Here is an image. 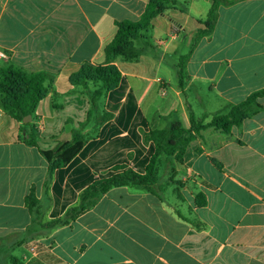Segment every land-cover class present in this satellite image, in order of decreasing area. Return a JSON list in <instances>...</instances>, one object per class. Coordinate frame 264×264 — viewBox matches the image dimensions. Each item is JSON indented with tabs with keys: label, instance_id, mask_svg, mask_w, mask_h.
Masks as SVG:
<instances>
[{
	"label": "crops",
	"instance_id": "crops-1",
	"mask_svg": "<svg viewBox=\"0 0 264 264\" xmlns=\"http://www.w3.org/2000/svg\"><path fill=\"white\" fill-rule=\"evenodd\" d=\"M172 1L152 21L139 59L116 61L119 85L99 104L112 119L87 127L94 137L55 171L48 201L40 151L70 141L91 109V90L69 78L83 63L104 65L116 23L138 21L148 0H0V69L54 78L27 124L2 108L0 94V264H264V98L231 133L201 131L174 165L179 185L166 186L163 199L113 188L74 222L41 226L63 218L114 167L145 174L155 145L144 135L152 129L173 122L189 129L190 110L209 123L264 89V0L221 5L212 33L194 49L214 0ZM31 136L37 147L27 144ZM32 190L42 202L36 223L25 203Z\"/></svg>",
	"mask_w": 264,
	"mask_h": 264
},
{
	"label": "trees",
	"instance_id": "trees-1",
	"mask_svg": "<svg viewBox=\"0 0 264 264\" xmlns=\"http://www.w3.org/2000/svg\"><path fill=\"white\" fill-rule=\"evenodd\" d=\"M239 0H214L207 19L201 24L205 27L199 30L195 37L193 49L199 41L212 33L217 22V12L221 5H232ZM172 0H148L144 13L138 21L117 22V32L114 39L105 47V64L94 66L83 63L70 78L71 86H80L91 90V109L85 122L80 124L79 129L73 132L72 139L68 142H60L53 151H40L48 162V173L44 184V197L50 198V186L56 170L68 165L81 151L84 145L94 137V134L86 133L85 130L91 123H96L97 129L105 122L112 119V115L99 111L101 100L111 91L116 89L121 79V73L115 65L119 58L124 60H138L146 50L147 35L152 26V21L165 13L167 5ZM141 42L142 47L136 45ZM189 56L180 60V71L178 74L179 86L184 88L183 65ZM54 78L46 72L30 73L14 65H8L0 69V94L1 106L13 119L24 123L27 116H34L39 103L47 97L52 90ZM49 83V86L46 84ZM264 98V89L253 93L248 99L233 106L227 114L213 116L209 123L198 121L190 110L189 129H185L178 122H173L166 130L152 129L144 135V142H152L155 145L145 174H139L125 166H116L112 169L113 174L101 180L95 181L81 194L78 203L71 207L66 215L58 220L41 224L45 229H54L59 226L68 225L91 210L111 189L130 186L141 191L152 193L163 199L162 193L166 186L179 185L175 180L176 163H183L184 155L189 144L200 134L201 131L215 128L224 134L231 133L235 127H240L243 122L255 115L261 109L258 100ZM27 144L37 147L34 138ZM162 156L165 161V172L168 180L163 181L164 176H159V168ZM26 206L33 218V223L39 221L42 215V202L35 191L26 197ZM197 204L204 206L206 200L203 194L197 195Z\"/></svg>",
	"mask_w": 264,
	"mask_h": 264
},
{
	"label": "rangeland",
	"instance_id": "rangeland-1",
	"mask_svg": "<svg viewBox=\"0 0 264 264\" xmlns=\"http://www.w3.org/2000/svg\"><path fill=\"white\" fill-rule=\"evenodd\" d=\"M165 161H164V157L162 156V159H161V164H160V168H159V176H164V180H168V175H167V172H165ZM171 186V185H170Z\"/></svg>",
	"mask_w": 264,
	"mask_h": 264
},
{
	"label": "water",
	"instance_id": "water-1",
	"mask_svg": "<svg viewBox=\"0 0 264 264\" xmlns=\"http://www.w3.org/2000/svg\"><path fill=\"white\" fill-rule=\"evenodd\" d=\"M31 120H32V117L31 116H27L25 119H24V123L25 124H27V123H29V122H31Z\"/></svg>",
	"mask_w": 264,
	"mask_h": 264
},
{
	"label": "built area",
	"instance_id": "built-area-1",
	"mask_svg": "<svg viewBox=\"0 0 264 264\" xmlns=\"http://www.w3.org/2000/svg\"><path fill=\"white\" fill-rule=\"evenodd\" d=\"M163 95H164V90H163ZM31 251L33 253H36L38 250H37V245H34L32 248H31Z\"/></svg>",
	"mask_w": 264,
	"mask_h": 264
}]
</instances>
